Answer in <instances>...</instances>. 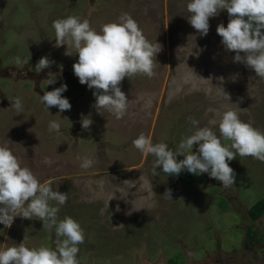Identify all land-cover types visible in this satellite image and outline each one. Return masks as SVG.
Here are the masks:
<instances>
[{"label": "rangeland", "instance_id": "1", "mask_svg": "<svg viewBox=\"0 0 264 264\" xmlns=\"http://www.w3.org/2000/svg\"><path fill=\"white\" fill-rule=\"evenodd\" d=\"M187 2L0 0V146L7 144L41 182L51 181L54 190L68 193L58 218L70 216L84 229L79 264H264V214L256 221L248 215L264 198V163L237 155L229 162L236 183L223 188L206 173L184 170L167 176L161 167L154 174L155 157L132 144L143 133L176 151L195 131L192 120L198 127L211 126L209 121L218 120L217 112L231 103L247 109L239 114L242 121L264 132V79L234 63L235 53L224 48L216 31L221 23L227 27V11L210 19L204 37L188 22ZM124 13L161 51L153 78L138 74L122 81L129 104L116 119L95 110V89L75 76V50L66 56V45L55 46L52 23L74 15L100 32ZM17 56L29 63L17 67ZM45 56L55 63L38 74L35 66ZM49 72L56 79L51 85ZM63 84L71 110H47L41 96ZM16 97L20 112L12 109ZM82 115L93 120L88 130L82 128ZM54 120L61 124L59 133L49 131ZM213 130L219 136L218 126ZM85 157L94 161L87 169L80 166ZM168 190L171 198L164 196ZM25 235L29 248L55 249L54 229L43 230L35 217L17 216L10 228L0 224V251L19 245Z\"/></svg>", "mask_w": 264, "mask_h": 264}, {"label": "clouds", "instance_id": "2", "mask_svg": "<svg viewBox=\"0 0 264 264\" xmlns=\"http://www.w3.org/2000/svg\"><path fill=\"white\" fill-rule=\"evenodd\" d=\"M186 7L189 24L204 37L209 33L210 19L226 10L229 16L227 27L221 23L216 29L224 48L235 53L234 63H243L254 70L257 77L264 79V0H188ZM52 27L56 36L55 46L66 45V56H72L73 49L78 55V62L73 64L74 74L81 85L95 89V110L100 114L103 109L116 119L123 118L129 100L121 89L122 81L126 77L132 80L138 74L153 78L161 45L151 43L138 22L128 13L122 14L119 22L103 25L100 32L92 28L89 20H81L74 15L56 19ZM13 62L17 67L29 63L18 56L13 58ZM54 63L47 56L42 57L35 71L39 74ZM48 75V85L54 84L56 79H52L53 74L49 72ZM219 79L224 82L223 77ZM66 91L67 84L45 91L41 103L47 110L51 107H58L61 113L71 110L70 101L63 96ZM12 102V109L23 110L19 97ZM231 105L217 112L219 119L210 120L211 126L198 127L199 122L192 120L195 131L182 139L176 151L163 142L154 144L151 137L143 133L132 144L142 154L155 157L154 174H159L155 170L161 167L167 176H179L184 170L194 175L206 173L222 182L223 188L232 187L236 183V173L229 162L237 155L264 163V132L240 119V112L247 109ZM92 124L90 116L82 115L83 129L88 130ZM216 126L219 136L213 130ZM60 128L58 121L49 123V131L59 133ZM227 141L231 143H225ZM195 145L199 146L196 152L193 151ZM178 156L184 159L178 160ZM45 163L50 164L51 161L46 160ZM93 163V159L85 157L80 166L87 169ZM142 179L143 176L140 177ZM164 196L171 198V190L166 191ZM67 200L68 193L54 190L51 181L41 182L29 167L22 166L19 157L7 144L0 146V224L10 228L17 216L29 220L35 217L43 222V230L52 232L54 229L56 236L55 249H52L47 246L29 248L25 244V235L19 245L14 244L0 251V264H79V245L85 242L84 229L70 216L62 220L58 218L60 206L65 205Z\"/></svg>", "mask_w": 264, "mask_h": 264}, {"label": "trees", "instance_id": "3", "mask_svg": "<svg viewBox=\"0 0 264 264\" xmlns=\"http://www.w3.org/2000/svg\"><path fill=\"white\" fill-rule=\"evenodd\" d=\"M264 214V198L257 201L248 211L252 221L258 220Z\"/></svg>", "mask_w": 264, "mask_h": 264}]
</instances>
